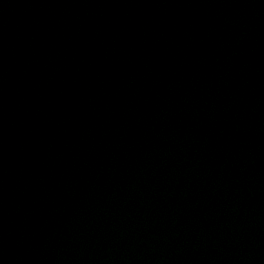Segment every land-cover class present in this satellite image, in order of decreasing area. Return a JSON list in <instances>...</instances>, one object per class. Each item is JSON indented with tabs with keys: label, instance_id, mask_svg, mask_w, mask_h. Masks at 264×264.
<instances>
[{
	"label": "water",
	"instance_id": "obj_1",
	"mask_svg": "<svg viewBox=\"0 0 264 264\" xmlns=\"http://www.w3.org/2000/svg\"><path fill=\"white\" fill-rule=\"evenodd\" d=\"M0 264H264V0H0Z\"/></svg>",
	"mask_w": 264,
	"mask_h": 264
}]
</instances>
